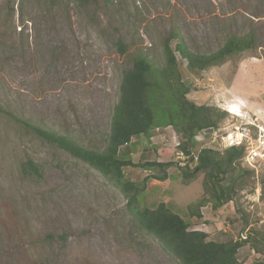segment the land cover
Listing matches in <instances>:
<instances>
[{
    "label": "rangeland",
    "instance_id": "1",
    "mask_svg": "<svg viewBox=\"0 0 264 264\" xmlns=\"http://www.w3.org/2000/svg\"><path fill=\"white\" fill-rule=\"evenodd\" d=\"M171 33L204 55L218 51L232 36L254 35V50L203 72H190L176 54L182 79L191 87L187 98L227 114L217 128L198 134L192 150L222 153L242 144L241 166L250 176L235 200L218 211L201 204L207 198L204 177L184 181L175 157L183 139L169 126L121 148L122 156L140 164L125 168V176L142 188L140 206L163 202L209 240L244 239L250 229L264 237V131L252 121L249 100L261 99L263 90L249 84L247 73L253 62L264 64V0H96L86 5L0 0V264H180L140 227L127 199L100 173L9 115L102 151L124 72L139 54L163 66L164 42ZM119 41L126 46L124 54L118 51ZM259 68L251 78L264 70ZM236 81L238 92L249 98L236 96ZM235 101L245 104L244 114L237 107L231 111L238 116L230 113L229 103ZM28 162L38 174L22 170ZM151 162L172 166H142ZM237 203L249 225L236 211ZM199 205L202 218H191ZM238 257L242 264L264 263V253L249 245Z\"/></svg>",
    "mask_w": 264,
    "mask_h": 264
},
{
    "label": "trees",
    "instance_id": "2",
    "mask_svg": "<svg viewBox=\"0 0 264 264\" xmlns=\"http://www.w3.org/2000/svg\"><path fill=\"white\" fill-rule=\"evenodd\" d=\"M74 1L86 5L96 0ZM173 41L177 42L174 47ZM117 45L121 54L126 53V46L122 41ZM254 49V35L232 36L218 51L204 55L192 52L181 35L171 33L164 42L163 66L154 65L143 54L137 55L132 68L123 74L120 101L115 107L108 142L102 151L86 148L74 137L37 126L28 119L15 117L11 113L9 115L27 131L100 173L127 199L128 209L140 227L155 237L180 264H242L238 257L240 250L249 245L257 254H263L264 237H255L258 233L250 229L244 239L216 242L209 240V235L204 231L191 230L192 222L174 213L163 202L156 207L140 206L142 188L128 180L124 173L125 168L140 164L122 156L120 151L136 137H148L154 129L171 126L183 139L178 149L190 156V152H194L192 149L196 146L194 140L198 134L217 128L227 114L219 108L199 106L187 98L191 87L182 79L176 54L187 62L186 67L190 72L196 73L220 67L232 57ZM244 155L243 145L232 146L222 153L212 148H203L196 154L197 159L190 157L186 166L180 165L183 167L182 177L188 183L203 175V188L207 198L201 204H210L212 209L218 211L233 202L239 190L246 186L250 173L241 166ZM142 166L166 169L172 164L151 162ZM22 170L25 173H39L33 162L23 165ZM160 179L166 180L167 174L164 172ZM200 209L199 205L196 212L190 213L191 218L201 219ZM236 211L242 214L244 223L249 225L248 217L238 203ZM257 264L264 263L257 261Z\"/></svg>",
    "mask_w": 264,
    "mask_h": 264
},
{
    "label": "crops",
    "instance_id": "3",
    "mask_svg": "<svg viewBox=\"0 0 264 264\" xmlns=\"http://www.w3.org/2000/svg\"><path fill=\"white\" fill-rule=\"evenodd\" d=\"M263 65L261 66V64L253 62L252 64H250V66H249L250 70H248V72H247L250 75L249 79H251V82L249 84L252 85V87L255 85H259L260 86L259 90H263V91H260V97L259 98H261V99H259V100L256 99V102H254L253 99H249L251 102V107H252V116L254 118L252 121H254V120L259 121L258 126L256 124H253V125H255V127L257 126L258 128H260L262 130L261 132L264 131V100H263L264 99V70L258 71L257 73H255V75L252 78H251V73L255 69V67L260 66L259 69L264 68ZM237 83L238 82L236 81V83L232 86V90L233 91L236 90V96L247 98L248 96L246 97L245 93L238 92V89H237L238 84ZM247 89H250V87L247 86ZM246 92H249V91H246ZM229 105L236 106L240 110V112H242L244 114L245 111L243 110L241 104L238 101L237 102L236 101L231 102V103H229ZM201 209H203V207Z\"/></svg>",
    "mask_w": 264,
    "mask_h": 264
},
{
    "label": "built area",
    "instance_id": "4",
    "mask_svg": "<svg viewBox=\"0 0 264 264\" xmlns=\"http://www.w3.org/2000/svg\"><path fill=\"white\" fill-rule=\"evenodd\" d=\"M169 127H171V126H169ZM180 146H181V142L177 143L175 146V150H176L175 157H176L179 165L186 166L188 164V160L190 157H195V159H197L196 154L194 152H190V156H188V155H186L185 151L179 150L178 148Z\"/></svg>",
    "mask_w": 264,
    "mask_h": 264
},
{
    "label": "bare ground",
    "instance_id": "5",
    "mask_svg": "<svg viewBox=\"0 0 264 264\" xmlns=\"http://www.w3.org/2000/svg\"><path fill=\"white\" fill-rule=\"evenodd\" d=\"M232 107H236V106H232V105L230 106V113L238 116V114H235L234 111H231V108H232ZM238 112H239V110H238ZM229 137H230V136H229ZM229 137H228V139H229ZM231 141H232V140H231Z\"/></svg>",
    "mask_w": 264,
    "mask_h": 264
},
{
    "label": "clouds",
    "instance_id": "6",
    "mask_svg": "<svg viewBox=\"0 0 264 264\" xmlns=\"http://www.w3.org/2000/svg\"><path fill=\"white\" fill-rule=\"evenodd\" d=\"M239 103L241 104L242 108H245V104L241 103V101ZM240 145H242V144H240Z\"/></svg>",
    "mask_w": 264,
    "mask_h": 264
}]
</instances>
